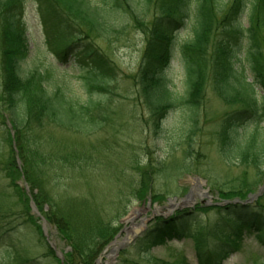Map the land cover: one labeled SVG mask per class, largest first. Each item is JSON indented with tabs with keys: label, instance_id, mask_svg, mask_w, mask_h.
I'll return each instance as SVG.
<instances>
[{
	"label": "trees",
	"instance_id": "16d2710c",
	"mask_svg": "<svg viewBox=\"0 0 264 264\" xmlns=\"http://www.w3.org/2000/svg\"><path fill=\"white\" fill-rule=\"evenodd\" d=\"M33 1L45 43L58 64L78 59L84 65L85 98L65 79L68 68L62 69L63 78L54 77L58 65L44 64L38 50L31 66L22 67L29 54L27 0H0V97L6 113L1 118L8 117L15 133L9 142L16 143L22 163L19 168L13 159L4 163L0 199L20 208L13 214L18 219L14 225L12 214H0V243H8L0 264H93L132 205L148 199L162 204L170 195L186 192V186L174 183L198 173L197 127L208 84L225 105L235 106L218 130L222 160L251 165L257 179L264 177V0ZM130 22L142 28L145 44L132 75L136 87H126L117 99L113 90L118 87H109L117 81L115 65L95 38L110 40ZM181 29L189 30L191 37L178 42ZM175 52L185 73L182 90L162 75ZM126 100L138 102L129 119L152 132L151 144H119L116 150L91 143L57 145L44 133L48 126L83 138L116 131L120 119L124 122L128 116ZM254 185L237 183L218 189V195L245 200ZM263 198L209 209L197 204L193 210L157 217L137 247L188 237L198 264H221L239 249L245 233H254L264 244ZM31 200L55 229V238L69 246L62 261L31 212ZM208 210L216 217H206ZM32 248L41 253L32 256ZM182 258V263L153 264H188Z\"/></svg>",
	"mask_w": 264,
	"mask_h": 264
},
{
	"label": "rangeland",
	"instance_id": "374dc122",
	"mask_svg": "<svg viewBox=\"0 0 264 264\" xmlns=\"http://www.w3.org/2000/svg\"><path fill=\"white\" fill-rule=\"evenodd\" d=\"M246 16L247 15H244L242 17V23L245 26L247 25ZM24 17L29 33V39L27 41L29 54L27 59L22 61V67L26 69L31 66L32 56H34L38 50L40 52V59L44 62V64L55 63L58 65L59 70H53L52 75L54 77L56 76L59 79L63 78L62 69L68 68V75L65 76V79L71 82L74 91L80 97L85 98L84 80L81 77V71L84 68L82 62L78 59H71V61L66 65L61 63L58 64L57 59L45 43V35L41 26L39 13L36 3H34L33 0H27ZM149 18H152L151 14L149 15ZM143 25H146L145 22ZM143 33L144 32L140 26H134L133 23L130 22L126 30L110 40H105L102 37L95 38V43L98 48L104 52V54L115 65L117 81L115 84L109 85V87H118L116 90H113L114 97L117 99H121L122 96L125 95L123 91L126 87H136L133 83L132 75L137 71L143 52L145 44V37ZM189 37H191L189 30L185 31L181 29L179 30L177 41L181 42L182 40L189 39ZM239 56L242 57V53H239ZM162 75L171 82V85L175 87V89L182 90L183 87H186L185 73L176 52L173 54L169 66L163 70ZM257 89L260 93L263 92L260 86ZM204 97L205 101L203 102V106L201 108L196 138V147L199 155L198 173L187 175L178 179V181L174 184H178L179 187L186 186V192L180 195H170L167 198L168 200L176 197L174 203L177 204L179 200L192 189L193 199L191 203L186 205L180 204L176 208H170V210L169 208H165L168 202L166 200L160 204L164 206L161 211H158L155 207H153L154 205H150L149 208H146L147 203L142 205H132L126 214L127 216L125 215L124 220L121 219V226L119 228L122 229L125 226H130V230L120 233L118 243L115 246L109 247L98 264H153L156 262L182 263V257L185 258L186 263L188 264H198L194 253L193 239L188 237L164 241L161 244L152 245L148 249H139L137 244L139 240L145 236L146 232L153 224L154 219L157 217H161L162 215L169 216L174 212L183 209L193 210L197 204H200L203 208L209 209L216 203L222 202L223 199L219 197L218 189L228 190L230 187H235L237 183H242L243 185H253V183L256 182L257 185H254V190L250 194H257L259 189H262L261 193H259L257 197H263L264 177L257 179L255 167L245 164L228 165L221 158V141L219 139L218 130H220V124L225 115L230 113L235 106L225 105L217 97L215 92L212 91L211 85L209 84L206 85ZM2 100L3 99L0 97V191L4 192V163L13 159L18 168L22 165V163L17 154L16 143L13 142L12 144V141L9 142V140L14 139L15 133L12 128L8 127V124H10L8 117L4 116V120L1 118L2 113L6 115ZM137 103V101L134 102L128 100L125 104V108L129 111L127 118L123 122L124 117H122L120 119L118 130H110L107 134L100 132L92 137L83 138L77 134H66L54 126L45 127L44 133L47 136L51 135L53 139L58 142L57 145L60 143H66L72 146L75 144L77 146H86L91 143V145L95 146H100L101 144L102 146L108 145L111 146L113 150H116V147L119 144H126L130 148H138V146L142 144V141L151 144L153 142L152 132H145V127L142 130L141 126L134 119H129L130 111L133 112L132 110L139 109ZM262 125H264V122ZM117 126L118 125L116 124L115 128ZM106 137H108V139H106ZM178 154L179 152H177V155ZM197 178L200 180H196ZM173 181L174 180L168 178L169 183ZM244 182L246 183L244 184ZM17 184L24 189L23 180L18 179ZM10 191L11 190H9V192ZM28 191L29 187L27 189V192ZM202 191H206L207 195L211 198L200 195ZM201 199L205 201L207 200V202L201 203ZM255 199H253V201ZM262 201L264 202V198ZM156 206L159 205L157 204ZM19 208L20 206L17 203L12 204L11 206V203L9 204L8 202H5L4 198L0 199V214H12L10 217H12L11 221L13 225L18 223L17 216L13 214L19 213ZM36 208L38 209V207ZM134 208H140V214L135 217L131 225L125 221L130 216V212ZM31 212L33 213V211ZM204 213H207L205 216L208 218L213 219L216 217V213L213 210H208ZM39 215L42 216L41 213ZM142 220H145V222ZM39 222L41 226L42 222L40 220ZM46 232L49 235L48 240L53 241L55 248L64 256V253L68 250L69 246L63 244L62 241L55 238L56 231L49 223L46 225ZM255 237L257 236H254V233L252 232L243 234L239 249L231 253L221 264H264V244L257 241ZM7 244V242L0 243V260H2L1 256L3 251H5ZM113 247L114 250H111ZM29 252L32 256H38L41 253V250L32 248ZM6 263L12 264L13 262L6 261ZM3 264H5V261H3ZM93 264H95V262Z\"/></svg>",
	"mask_w": 264,
	"mask_h": 264
},
{
	"label": "water",
	"instance_id": "95a60500",
	"mask_svg": "<svg viewBox=\"0 0 264 264\" xmlns=\"http://www.w3.org/2000/svg\"><path fill=\"white\" fill-rule=\"evenodd\" d=\"M196 180H200V179H196ZM261 191H262V189H259V191H258V193L257 194H250L249 196H248V199H246V200H244V201H240L239 199H236V200H234L233 202L234 203H237V202H240V203H243V204H245V203H249V202H251L253 199H255L256 197H257V195L259 194V193H261ZM204 196H207L206 195V193H204L203 194ZM192 199H193V191H192V189L183 197V198H181L180 200H179V202L177 203V204H175L174 202H175V200H176V198L174 197V198H172V199H168V202H167V206H165V208L166 209H170V208H176L178 205H180V204H182V205H186V204H190L191 203V201H192ZM203 201V200H202ZM204 202V201H203ZM228 202H230V201H224V202H222V203H228ZM150 205V201H148V203H147V207ZM31 207H32V210H33V212H35L36 214H39L38 213V211H37V209H36V207L34 206V204L31 202ZM157 210H161V207H156V206H154ZM164 207V206H163ZM171 210V209H170ZM169 212H171V211H169ZM135 214H137V211H135L134 212ZM139 214V213H138ZM137 214V215H138ZM135 217H132V218H130V219H128V221L129 222H131L132 223V221H133V219H134ZM42 219V229H43V233L45 234V235H47V232H46V225H47V223H46V221L43 219V218H41ZM143 222H145V220H142ZM125 229H127V228H124V229H122L121 231H123V230H125ZM120 231V232H121ZM119 234L120 233H118L116 236H115V238H114V240L113 241H111L106 247H105V249L103 250V252H102V254L101 255H103L106 251H107V249L109 248V247H112V246H115L117 243H118V239H117V237L119 236ZM51 246L53 247V244L51 243ZM111 250H114V247L111 249ZM56 255L59 257V258H63L62 257V254H61V252L60 251H56ZM100 258L101 257H98V259L96 260V262H95V264H98L99 263V261H100Z\"/></svg>",
	"mask_w": 264,
	"mask_h": 264
},
{
	"label": "bare ground",
	"instance_id": "6f19581e",
	"mask_svg": "<svg viewBox=\"0 0 264 264\" xmlns=\"http://www.w3.org/2000/svg\"><path fill=\"white\" fill-rule=\"evenodd\" d=\"M130 230V228L128 229V231Z\"/></svg>",
	"mask_w": 264,
	"mask_h": 264
}]
</instances>
